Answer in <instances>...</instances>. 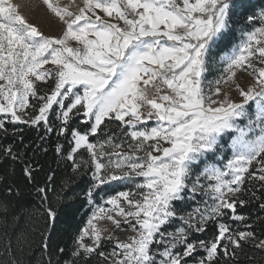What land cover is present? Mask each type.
<instances>
[{
	"label": "snow or ice",
	"instance_id": "1",
	"mask_svg": "<svg viewBox=\"0 0 264 264\" xmlns=\"http://www.w3.org/2000/svg\"><path fill=\"white\" fill-rule=\"evenodd\" d=\"M21 125L43 130L42 152L57 137L66 175L50 169L36 182L43 166L26 156ZM7 136L17 139L0 147V164H19L21 176L0 169V264H23L18 254L36 243L9 233L22 218L43 264H236L246 247L264 255V216L238 211L251 200L264 211V0H0ZM84 177L88 215L63 245L58 218ZM22 184L32 201L18 208L9 197L24 196Z\"/></svg>",
	"mask_w": 264,
	"mask_h": 264
},
{
	"label": "trees",
	"instance_id": "2",
	"mask_svg": "<svg viewBox=\"0 0 264 264\" xmlns=\"http://www.w3.org/2000/svg\"><path fill=\"white\" fill-rule=\"evenodd\" d=\"M245 2L259 4L261 0H245ZM20 127L23 128L22 134L24 136V145L26 146V156L30 158V160L34 164L43 166V169L35 174L36 182L38 184H42L50 169L54 170L57 176L66 175L68 172L67 167L58 160L53 151V147L57 141V137L55 135L49 137L48 142L44 145L48 148L47 153H45L37 148V145L42 143V141L40 140V136L43 134V130H38L36 128L26 127L22 125ZM16 139L17 138L13 136L0 137V147L6 146L7 144H15ZM3 168L9 169V171L14 168L16 177L19 178L21 176V168L19 164H0V169ZM75 183L76 187H74L73 189L75 195L72 199L65 200L63 202L64 206L62 207V214L58 218L60 236L62 237V240L60 242L63 245H66L69 242L71 235L74 234L77 229L83 224L88 215L87 204L83 195L84 189L88 186V178H81ZM249 187L251 188L252 186L250 185ZM258 188V184H256L255 188H252V190L257 191V195H259ZM22 191L26 193L22 197H9V199L17 202L18 208L19 205L32 201V196L30 194H27L29 193V188L22 184ZM115 191L116 189H109L107 195ZM3 195V188L0 187V197H3ZM101 197H106V195L104 193H101ZM258 205L259 201L251 200L249 203L245 204L242 209H238V211L244 213L246 217L250 216L255 218L256 216H264V211H261ZM9 222L11 223V217L9 218ZM31 227L32 225L22 218L18 225H16L14 228H9V233L13 234L14 232L23 231L26 234L27 239L36 240V243L33 244L31 249L25 248L23 254H18L21 256L23 264H43L46 256L38 247L39 239L31 236ZM213 232L214 229L210 228L207 235L211 236ZM257 235H260V229H257ZM3 243L4 241L0 239V257L3 256ZM236 264H264V255L252 249L251 247H246L244 252L240 253Z\"/></svg>",
	"mask_w": 264,
	"mask_h": 264
},
{
	"label": "rangeland",
	"instance_id": "3",
	"mask_svg": "<svg viewBox=\"0 0 264 264\" xmlns=\"http://www.w3.org/2000/svg\"><path fill=\"white\" fill-rule=\"evenodd\" d=\"M13 2H20V0H13ZM29 18L32 20L34 23L40 24L42 27L45 28L46 31L48 32H55L57 29V25L54 21H48L45 17H43L42 13H39L38 11H32L29 13ZM240 42V34L239 32L236 33V40L233 41V43H239ZM222 69H217L214 74L210 75L208 78L211 79H216L218 76L221 74ZM244 81L247 82L248 80L251 79L250 76L245 75L243 77ZM113 190V189H110ZM124 190V186L121 184L119 188H116V191ZM115 191V192H116ZM115 192L110 193L109 195L115 194ZM104 199L107 198L103 197ZM199 197H197V201H199ZM103 200L101 199L100 203H102ZM195 203L189 202L188 204L185 205L186 210H192L195 207Z\"/></svg>",
	"mask_w": 264,
	"mask_h": 264
}]
</instances>
